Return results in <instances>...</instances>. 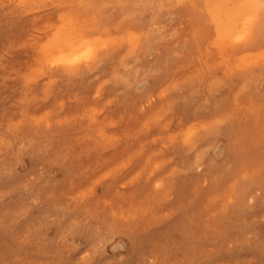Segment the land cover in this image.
<instances>
[{"label":"rangeland","instance_id":"obj_1","mask_svg":"<svg viewBox=\"0 0 264 264\" xmlns=\"http://www.w3.org/2000/svg\"><path fill=\"white\" fill-rule=\"evenodd\" d=\"M62 1L0 0V264H264V198L240 211L246 201L240 180L253 170L264 181V156L257 153L252 170L240 169L233 180L214 174L180 188L163 172L171 159L166 148L185 144L189 133L169 126L170 106L155 104L160 94L124 108L104 89L101 66L82 81L93 82L91 92L58 86L56 75L75 66L50 63L41 51L56 12L67 23L88 11L92 35L107 34L98 51L136 50L146 33L113 21L109 0H72L71 9L54 10ZM187 45L177 42L181 50ZM217 70L225 73L223 65ZM146 87L147 80L140 84ZM242 109L244 136L264 147V106L249 99ZM20 144L27 150L21 163L14 156ZM54 153L81 164L64 181L53 165L37 163L36 155L50 161ZM100 217L111 220L112 230L92 228ZM126 229L145 241L142 247L119 235Z\"/></svg>","mask_w":264,"mask_h":264},{"label":"bare ground","instance_id":"obj_2","mask_svg":"<svg viewBox=\"0 0 264 264\" xmlns=\"http://www.w3.org/2000/svg\"><path fill=\"white\" fill-rule=\"evenodd\" d=\"M71 1L63 0L54 10L63 5L71 9ZM109 1L113 21L123 20L143 29L146 40L136 50L98 51L105 40L103 35L93 38L90 22L86 19L88 11L80 9V13L68 16L67 23L56 12L53 28L44 37L41 51L50 63L75 66L70 73L56 75L58 86L91 92L93 82L82 81L101 66L100 76L107 81L104 89L107 94L120 99L124 108L137 100L155 102V95L160 94L161 98L155 104L170 106L173 118L169 126L173 129L182 126L189 133L184 140L187 144L166 148L171 159L163 172L169 174V178L177 179L180 188H186L188 182L197 178L208 180L215 174L225 182L236 178L245 167L252 170L256 154L259 153L258 159L264 156V147L256 148L252 140L244 136L242 131L247 130V124L241 122L243 113L238 105L245 111L251 99L264 106V0ZM170 15H174L175 20H169ZM129 36L135 39L134 32H129ZM182 39L188 44L185 50L177 47V42ZM150 46L153 51L148 49ZM220 65L225 68L222 75L217 70ZM145 80L148 88L143 90L140 84ZM192 137L195 142L190 144ZM37 144L33 142V146ZM26 153V145L20 144L14 154L18 158L16 161L25 162ZM36 158L44 168L53 165L62 181L81 165L71 158L57 160L55 153L50 161L39 155ZM193 162L200 163L198 173L188 176L186 170H190ZM240 181L246 199L240 211L258 206L264 198V181L260 175L252 170ZM110 222L109 218L100 217L93 227L91 222L79 225L102 232L112 230L114 225ZM244 230L249 234L246 228ZM131 232L126 229L119 235H124L130 244L142 247L145 241L138 242L141 237H133L135 233ZM69 244L74 250L73 238L69 239Z\"/></svg>","mask_w":264,"mask_h":264}]
</instances>
